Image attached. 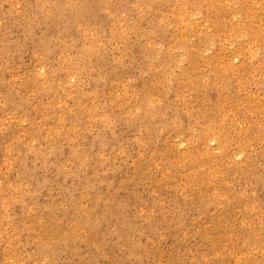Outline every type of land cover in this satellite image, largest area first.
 <instances>
[{"label":"rangeland","instance_id":"obj_1","mask_svg":"<svg viewBox=\"0 0 264 264\" xmlns=\"http://www.w3.org/2000/svg\"><path fill=\"white\" fill-rule=\"evenodd\" d=\"M0 264H264V0H0Z\"/></svg>","mask_w":264,"mask_h":264},{"label":"bare ground","instance_id":"obj_2","mask_svg":"<svg viewBox=\"0 0 264 264\" xmlns=\"http://www.w3.org/2000/svg\"><path fill=\"white\" fill-rule=\"evenodd\" d=\"M254 12V11H253ZM13 145V144H12Z\"/></svg>","mask_w":264,"mask_h":264}]
</instances>
